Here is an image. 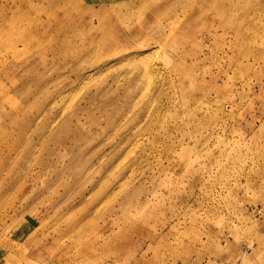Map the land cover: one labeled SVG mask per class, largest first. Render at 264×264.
I'll return each mask as SVG.
<instances>
[{
  "label": "rangeland",
  "instance_id": "obj_1",
  "mask_svg": "<svg viewBox=\"0 0 264 264\" xmlns=\"http://www.w3.org/2000/svg\"><path fill=\"white\" fill-rule=\"evenodd\" d=\"M0 264H264V0H0Z\"/></svg>",
  "mask_w": 264,
  "mask_h": 264
},
{
  "label": "bare ground",
  "instance_id": "obj_2",
  "mask_svg": "<svg viewBox=\"0 0 264 264\" xmlns=\"http://www.w3.org/2000/svg\"><path fill=\"white\" fill-rule=\"evenodd\" d=\"M108 91V90H107ZM108 93H109V91H108ZM78 117V116H77Z\"/></svg>",
  "mask_w": 264,
  "mask_h": 264
}]
</instances>
